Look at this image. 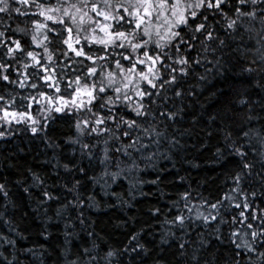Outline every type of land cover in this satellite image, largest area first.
Masks as SVG:
<instances>
[{"label":"snow or ice","instance_id":"snow-or-ice-1","mask_svg":"<svg viewBox=\"0 0 264 264\" xmlns=\"http://www.w3.org/2000/svg\"><path fill=\"white\" fill-rule=\"evenodd\" d=\"M0 264H264V0H0Z\"/></svg>","mask_w":264,"mask_h":264},{"label":"trees","instance_id":"trees-1","mask_svg":"<svg viewBox=\"0 0 264 264\" xmlns=\"http://www.w3.org/2000/svg\"><path fill=\"white\" fill-rule=\"evenodd\" d=\"M201 163L203 164V162L201 161ZM204 168H207V165H203ZM196 172L197 170H192V175L194 177H196L197 179H199L198 176H196ZM147 190V188L145 189ZM213 191V189H208V191H206L204 194L207 195L208 192ZM151 199V198H150ZM136 203V207L129 209L128 212L129 214H136L139 217V213L140 211H142L146 205L143 201V198L138 197L137 201L134 202ZM123 211L117 208H109L106 209L104 211H100V212H92V216L93 218H97L98 219V228H103L105 231L111 232L112 231V224L115 222L117 217H123ZM130 225L132 222H129ZM122 238V237H120Z\"/></svg>","mask_w":264,"mask_h":264}]
</instances>
